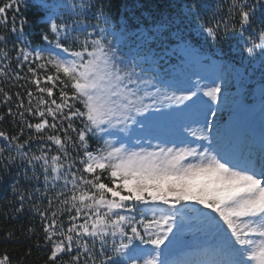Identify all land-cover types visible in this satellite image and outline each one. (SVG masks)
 <instances>
[{"label":"snow or ice","instance_id":"6c2138e0","mask_svg":"<svg viewBox=\"0 0 264 264\" xmlns=\"http://www.w3.org/2000/svg\"><path fill=\"white\" fill-rule=\"evenodd\" d=\"M36 3L45 11L43 19L51 36L44 34L43 39L51 47L16 49V68L27 67L36 93L27 88L24 95L16 92L14 111L12 96L0 87V104L8 106L7 115L18 123L15 134L0 130V164L5 170L15 164L30 182L43 177L41 195L48 203L43 209L33 208L41 218L48 264H264V136L256 158L250 153L231 154L218 143L213 145L205 134L211 127L206 112L205 128L199 133L190 130V135L208 141V146H157L158 150L149 151L131 150L121 142L116 147L100 134L111 136L116 129L128 132L138 123L145 128L137 117L158 110L166 101L177 107L185 101L195 104L199 86L187 89V94L167 95L156 86L155 78H145V69L137 71L141 63H147L146 57L121 67L107 39L113 35L109 13L101 10L93 32H87L76 22L70 26L59 12L49 11L47 0ZM18 4L19 0H5L0 6L5 19L0 23L8 24L7 12H18ZM257 6L264 8V0L251 4L232 0L228 13L233 19L239 17L240 39L250 45V54L257 49L264 53V21L244 35L255 23ZM90 7L88 0L56 5L69 15L83 14ZM203 7L195 2L188 5L193 15ZM15 19L13 33L18 31ZM201 27L216 40L228 25L221 20ZM80 32L82 40L74 35ZM6 43V36L0 35V44ZM12 59L9 50L0 47L4 62L0 76L24 88L18 82L27 80V74L13 70ZM42 81L51 86H41ZM54 88L59 92L55 98ZM221 92L222 87L213 83L203 95L215 102ZM189 107L184 104V109ZM28 117L38 122L33 124ZM4 119L0 114V121ZM26 130L31 134L24 138ZM97 138L104 142L93 149L89 141ZM52 189L56 192L49 197ZM18 199L20 211L25 194ZM188 219L198 221L215 242L190 249L174 247L171 238ZM146 255L151 258L145 259ZM0 264H11L10 256L0 257Z\"/></svg>","mask_w":264,"mask_h":264},{"label":"trees","instance_id":"16d2710c","mask_svg":"<svg viewBox=\"0 0 264 264\" xmlns=\"http://www.w3.org/2000/svg\"><path fill=\"white\" fill-rule=\"evenodd\" d=\"M34 1L36 0H19V11L9 10L6 14L8 24L0 23V35L7 38L6 45L0 44V47H6L9 50V56L13 58L10 62L11 68L19 71L21 76L27 74L28 77L27 80L18 82L24 85V88H21L15 86L16 82L0 76V87L12 96L10 106H13L14 111L16 92L24 95V90L27 88L36 93V86L30 82L31 74L27 72V68H16L17 47L15 46L29 38L44 40V34L51 36L49 25L42 23L45 11L43 9L39 11L31 6ZM4 2L5 0H0V6ZM80 2L81 0H47L51 12L58 4L79 5ZM193 2L205 5L197 10V15L191 14L188 8V5ZM247 2L256 3V0H247ZM88 3L91 7L83 14L69 15L66 8H59L58 12L70 26L75 27L73 22H76L87 32H93V26L97 25V16L101 10L109 13L116 30L114 32L109 30L113 35H109L107 39L116 50V59L120 66H130L133 60L138 61L146 57L147 63H141L137 70L145 69V78L159 79L155 81V84L167 95L175 93L169 88L175 80L165 77L180 76L178 81H181L180 78L187 73L188 61L192 56L205 55L215 60H223L236 73L242 68L245 73L244 78H253L264 83V53H261L259 49L251 54L247 52V47L250 45L246 46L244 40L240 39L239 17L236 16L233 19L228 14L232 0H88ZM76 11L79 12L80 9L77 7ZM13 16L16 18L15 24L18 28L15 33L10 31ZM3 19L5 17L0 16V21ZM221 20L228 25L227 30H222L218 38L212 40L201 26ZM261 21H264V8L257 6L255 23L244 35L248 36L252 28H259ZM122 27L127 32V36L121 44L116 45L115 39L123 34ZM98 30L97 28L96 31ZM74 35H79L81 40L84 39L83 32L74 33ZM92 38H95V34ZM138 44L140 47L137 46ZM3 64L4 62L0 61V67H3ZM162 78L165 79L161 80ZM41 86L51 85L41 84ZM53 92L54 98L58 97V88H54ZM45 98L47 99L46 96ZM2 99L3 97L0 96V100ZM25 103L27 104V99ZM165 103L176 106L174 102L166 101ZM7 107L0 104V114L5 116V119L0 121V130L15 134L18 123L7 115ZM162 107L163 105L159 106V109ZM156 110L154 108L137 119L160 121L163 119L162 113ZM28 119L33 124L38 122L32 117ZM28 134L31 133L26 130L24 138ZM35 148L36 145L33 144L32 149L35 150ZM22 171L15 164L7 170L4 169L3 164H0V257L8 254L11 264H48L49 249L46 247L41 218L33 208V205H36L43 209L48 203L47 199L42 198L41 195L45 191L43 177H40V182H30L22 178ZM28 175L31 176L32 173L29 172ZM17 179H19V185H16ZM55 192L56 189H52L47 192V195L51 197ZM19 194H25L26 199L23 202V209L17 211L21 208ZM28 194H31V199L27 198Z\"/></svg>","mask_w":264,"mask_h":264},{"label":"rangeland","instance_id":"374dc122","mask_svg":"<svg viewBox=\"0 0 264 264\" xmlns=\"http://www.w3.org/2000/svg\"><path fill=\"white\" fill-rule=\"evenodd\" d=\"M31 6H36L37 9L40 8L36 1ZM56 11H58L57 8ZM110 26L111 29L115 28L113 22ZM23 45H27L29 51L33 49L43 51L51 47L48 41L39 38H29L15 47L18 49ZM191 65L193 82L200 88L197 92L199 99L197 97L193 98L196 101L194 108L179 117L171 118L170 121L164 123V125H167L165 127L146 125L145 128H142L139 124L140 128L136 133L132 132L129 147L124 142L122 143L131 150H139V147H142L149 151L158 150L157 146L163 148L208 146V141H199L190 135V130L199 133L201 129L205 128L204 113L207 112V120L210 122L211 127L205 134L209 135L213 145L218 143L223 150L237 156L250 153L256 158L259 154L257 146L260 145L261 138L264 136V96L263 99H259V97L256 99L255 90L257 87H262L264 95V84L253 78L241 79L234 70L222 61L216 64H202L198 61H192ZM213 83L222 87L220 99L215 102L203 95L207 87L212 86ZM42 84H44L43 81ZM231 86L234 87L233 92L230 91ZM182 90L181 93H178L179 95L187 94L186 90ZM209 109L215 111L216 115L212 116ZM162 110L169 119L173 111H170L169 108H163ZM219 129H223L224 132L221 133ZM113 133L111 136L103 133L100 135L104 139L113 141L115 146L119 147L121 143L119 138L122 137L119 134L121 132L116 129L113 130ZM104 139L97 138L90 140L89 143L95 149L103 144ZM248 139L252 141L251 145L248 144ZM171 239L174 242V247L183 244L184 249L206 246L215 242L213 236L202 230L199 222L195 219L186 220L184 228ZM144 247L150 248L151 246L146 245ZM144 258L150 259L151 256L146 255Z\"/></svg>","mask_w":264,"mask_h":264},{"label":"water","instance_id":"95a60500","mask_svg":"<svg viewBox=\"0 0 264 264\" xmlns=\"http://www.w3.org/2000/svg\"><path fill=\"white\" fill-rule=\"evenodd\" d=\"M239 73H240V75H241V74H242V71L239 70ZM256 93H257L260 97H262V92H261V90H260L259 88L256 89Z\"/></svg>","mask_w":264,"mask_h":264}]
</instances>
